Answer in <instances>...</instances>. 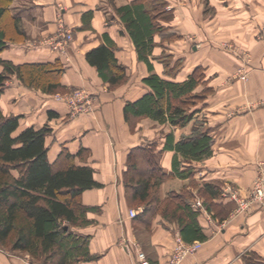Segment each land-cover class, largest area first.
<instances>
[{"label": "crops", "instance_id": "obj_1", "mask_svg": "<svg viewBox=\"0 0 264 264\" xmlns=\"http://www.w3.org/2000/svg\"><path fill=\"white\" fill-rule=\"evenodd\" d=\"M130 1L114 0L116 5ZM14 2L23 3L21 16L28 38L10 42L0 59L15 64L57 59L64 67L59 76L63 87H83L98 98L92 112L67 119L65 103L40 89L22 86L15 75L0 94L3 113L23 115L21 129L44 125L50 129L45 136L50 162L69 154L64 162L93 170L99 185L79 196L89 222L71 227L87 237L92 257L77 264H133L137 249L145 252L150 264H170L177 239L201 242L178 264H264V209L253 202L244 212L235 213L237 202L228 193L232 186L239 196L248 195L257 164L264 162V0H166L167 14L159 19L163 29L153 35L149 58L161 77L181 81L196 67L201 69L191 94L195 104L189 108L194 111L189 121L174 126L147 117L155 124L150 148L159 153L158 164L165 173L159 199L171 196L174 206L187 202L199 210L196 219L205 238L191 242L183 239L178 216L171 210L159 206L139 216L143 205L135 209L128 204L123 179L128 155L146 146L143 137L130 133L123 107L148 90L142 79L149 71L110 4L107 0ZM60 15L75 36L63 52L37 41L54 32ZM82 24L85 28L80 29ZM104 35L114 43L118 62L134 66L139 73L137 94L105 93L107 83L86 60V53L103 43ZM199 118L201 130L211 136L209 153L189 161L174 148H164L168 132L174 144L183 132H192ZM174 166H192L193 172L180 177L173 174ZM198 196L205 208L192 206V198ZM131 209L136 216L129 215ZM16 252L0 247V264H33L29 254Z\"/></svg>", "mask_w": 264, "mask_h": 264}, {"label": "trees", "instance_id": "obj_2", "mask_svg": "<svg viewBox=\"0 0 264 264\" xmlns=\"http://www.w3.org/2000/svg\"><path fill=\"white\" fill-rule=\"evenodd\" d=\"M107 2L124 24L138 59L146 62L149 71L142 79L148 90L139 98L127 101L123 107L126 122L149 117L160 124L184 125L194 112L189 110V105L192 90L201 77V69L196 67L184 80H168L153 71L149 58L155 45L153 35L163 29L159 19L167 14L166 0H132L121 5H116L114 0ZM20 4L23 3L0 0V51L10 42H15L14 35L21 40L28 38ZM6 14L14 33L10 37L4 25ZM103 38L104 42L90 49L85 58L96 66L103 82L115 86L124 79L125 68L113 53L112 40L105 35ZM0 64V94L11 75H15L23 85L46 93L63 87L59 76L64 67L57 59L19 64L0 59ZM18 126V115L6 116L0 110V245L8 244L10 250L27 253L30 260L42 264H77L81 259L91 258L87 237L76 234L71 227L89 222L85 218L87 208L81 204L79 196L83 190L99 185L92 177V168L64 162L69 154L60 161L50 162L45 144L49 128L25 127L18 130ZM165 141L164 148H174L191 161L209 153L211 136L206 131L194 129L174 144L173 135L168 132ZM152 150L140 147L130 151L124 172L127 200L143 205L139 216L151 213L159 206L171 210L172 215L178 216L185 241L203 240L205 235L196 219L198 209L193 210L187 202L174 206L171 196L159 199V183L165 173L158 164L159 153L150 155ZM145 151L150 160L154 158V167L138 175L135 173L137 156L145 154ZM173 171L174 175L188 177L193 168L174 166Z\"/></svg>", "mask_w": 264, "mask_h": 264}, {"label": "rangeland", "instance_id": "obj_3", "mask_svg": "<svg viewBox=\"0 0 264 264\" xmlns=\"http://www.w3.org/2000/svg\"><path fill=\"white\" fill-rule=\"evenodd\" d=\"M59 7H60V5H59ZM5 16L6 17H5V20H4V23H5L4 25L7 28V31H8L9 37H10V36H12L14 34L13 33V28L11 26L10 18L8 17L9 15L6 14ZM58 18L60 20L59 21V25H57V27L54 30V32L52 34H49L48 36H43V37L39 38V40H37V41H40V42H42L44 44H47V40H49L56 33V31L59 29L60 25L66 27V25L64 24V22L62 20V16L60 15V16H58ZM83 28H85V26L82 24L80 26V29H83ZM69 30H71V29H69ZM71 33H72V36H71L72 40L67 44V47L70 46L71 42L73 41V39L75 37L72 30H71ZM82 34H87V33L85 32V33H82ZM13 41H15V42H22L23 41V42H25V40H21V39H19L18 36H15V35H14V40ZM31 42L32 43H36V41H31ZM121 64L125 68L124 79L119 84H117L115 86H109L108 84L107 85L104 84V86H106L105 93H108V94L110 93L112 95L120 94L121 92L123 94H124V92H128V93H130L132 95L137 94L140 91V85L138 84L139 83L138 82L139 73L136 72V69L133 70L134 66H132V68H130L129 64L128 65H125L123 63H121ZM10 81H13V78L11 76H9L7 78V80L5 81V85H6V83H8V84L11 83ZM20 84L22 86L26 87V88H33V87L25 86L21 82H20ZM35 89H37V88H35ZM50 94H52V96L55 99L60 100L63 103H65V105L68 108L67 119H75L81 114H86L87 112H92L94 110V107H95L96 103L98 102L97 96H94L93 93H90L87 89H85L83 87H62V88L59 87V88H57V90L55 92L50 93ZM78 94H82V95L85 96L84 99L82 98L84 101L80 102L77 105L75 103H74V105H72V103H70L68 99H70L72 96H76ZM132 95H130V96H132ZM73 99L76 100L74 97H73ZM194 104H195V101H191V104L189 105V108H192ZM75 106H76V109H75ZM3 114H5L6 116L18 115L19 116V124H20V119L23 116L20 113L13 114V113H6L5 112ZM202 123H203V121L201 120V118H199L197 120V122L194 121V126L195 127L193 126L191 131H194V129H198V130L201 129ZM44 126H46V125H44ZM127 126H128V129H129L130 133L134 137H137V136L140 137V138L143 137V139L145 141L144 142L145 146L148 147V149L152 150L151 149L152 147L150 148V146H151V143H152L151 141L153 140L152 131H153V128H154L155 124L151 120H149L147 117H145V118L144 117H138V118L131 119L127 123ZM17 129L18 130L21 129L20 125L18 126ZM16 131H15V133H16ZM49 131H50V129H49ZM161 131H162V129L159 130L160 133H161ZM143 133H145V134L147 133V135H146L147 137H144L145 135H143ZM188 134H190V133H188ZM184 135H187V134H185V132H183L181 134V137H183ZM146 152L147 151L144 152L145 154H142V155L138 154V156H137L138 168H137V170H135V173L138 174V175L147 173L150 169H152L154 167V165L152 164L153 161H154V158H153V161L150 160L149 159L150 157L147 156ZM137 153H139V152H137ZM154 154L155 153L152 150L150 152V155H154ZM127 164H128V161H127ZM260 168H261V170L264 169V162H260L259 164H257V172L259 171ZM257 175H258V173L254 177V180H253V183H252V187H251V189L249 191V194L246 195L245 197L239 196L237 189L233 188L232 186H231V188L228 189V193H229L230 197L234 198L235 201L237 202V206H236V208L234 210L235 213L244 212L248 208L249 204L253 203V202H258L259 206L262 209H264V198H255V196H253L254 194L253 193H252L253 195L251 194L253 185L255 184L256 177H258ZM124 176L125 175L123 174V179H124ZM180 192H183L182 194L187 195V199L190 200V196L188 194H186V192L184 190H180ZM192 200H193L194 203L195 202H201V206H198L197 208H202L205 205V204H202L203 201H202V199L199 196H198V198H194L193 197ZM128 204H129V206H132L135 209H137L138 205H141V204H138L136 202H129ZM203 208H205V206ZM0 247L10 251V246L8 244H6L5 246L0 245ZM11 252H13V251L11 250ZM16 253H18L19 255H22L21 252H16ZM146 257H147V255H146ZM29 259H30V257H29ZM32 262H33V264H42V263H40L37 260H32Z\"/></svg>", "mask_w": 264, "mask_h": 264}, {"label": "built area", "instance_id": "obj_4", "mask_svg": "<svg viewBox=\"0 0 264 264\" xmlns=\"http://www.w3.org/2000/svg\"><path fill=\"white\" fill-rule=\"evenodd\" d=\"M72 33L71 30H69L67 27L60 25L59 29L56 31V33L47 40L48 46L55 50L62 51L66 49L67 44L72 40ZM73 97L76 99L74 100ZM85 98L84 95L78 94L76 96H72L69 100L72 105L74 103L77 105L80 102L84 101ZM76 109V106H75ZM258 177H256L255 184L253 185L251 194L255 196V198H264V169H259ZM260 200V199H259ZM192 206L197 208L198 206H201V202H193ZM129 215L131 217L136 216V212L134 210H129ZM201 245L200 241H193L191 243H184L181 241V239H177L176 244L173 248V251L170 256V264H178L180 263L185 256L188 254L194 253L199 246ZM133 264H150L148 258L146 257V254L141 249H137L135 252V258Z\"/></svg>", "mask_w": 264, "mask_h": 264}]
</instances>
